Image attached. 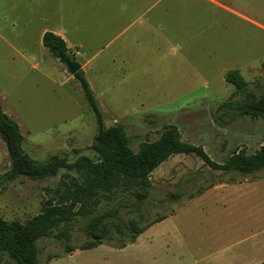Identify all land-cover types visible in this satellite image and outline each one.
<instances>
[{
  "label": "rangeland",
  "instance_id": "rangeland-1",
  "mask_svg": "<svg viewBox=\"0 0 264 264\" xmlns=\"http://www.w3.org/2000/svg\"><path fill=\"white\" fill-rule=\"evenodd\" d=\"M217 1L227 8L194 1L185 11V23L163 35L154 32L152 62L86 69L104 125L121 124L133 149L142 140L156 139L165 124L175 125L182 140L202 146L217 162L232 151L251 153L264 144L263 118L244 116L218 124L211 115L234 90L224 79L228 70L237 69L251 90L264 93V0ZM1 34L14 47L0 39V104L19 125L24 150L37 161L53 153L70 161L80 154L97 159L90 147L97 131L95 114L79 81L71 78L63 83L57 59L47 49L27 61L14 52L23 43L5 31ZM34 62L39 69L32 67ZM62 69L68 76L64 63ZM8 165L0 137V174ZM70 176L78 173L62 168L41 180L1 181L0 216L26 222L42 210L60 180ZM230 177L234 181H218ZM149 181L147 197L137 195L140 210L124 196L127 205L119 216L141 218L140 224L165 217L134 242L119 247L114 233L97 246L65 252L62 239L43 236L37 240L40 263L259 264L264 260V169L247 176L221 173L193 153H176L149 174ZM211 182V187L197 192ZM97 205L101 211L116 204L102 200ZM81 226V221L72 226L73 245L86 240ZM0 264L13 263L4 258Z\"/></svg>",
  "mask_w": 264,
  "mask_h": 264
},
{
  "label": "trees",
  "instance_id": "trees-1",
  "mask_svg": "<svg viewBox=\"0 0 264 264\" xmlns=\"http://www.w3.org/2000/svg\"><path fill=\"white\" fill-rule=\"evenodd\" d=\"M42 43L61 62L74 60L65 40L58 34L45 31ZM74 76L95 114L97 131L90 147L97 154V159L80 154L70 161L59 153L49 155L45 161L33 159L23 148L24 138L19 125L0 104V137L9 157L7 169L0 174V183L19 177L41 180L56 175L62 168L78 173V176H70L68 181L60 180V186L54 189L53 196L42 210L26 222L5 220L0 216V260L7 258L13 264H41L37 240L49 235L63 240L65 252H71L76 247L86 249L97 246L104 240H110L114 233L119 236V247L134 242L142 231L165 215L145 224H140L142 219L136 217L124 220L119 216L120 209L127 205L128 198L124 196H129L136 209L140 210L137 195L147 197L151 185L149 174L172 154L193 153L205 165L221 173L247 176L264 169V144L251 153L243 149L232 151L224 161L217 162L202 146L182 140L173 124L163 125L156 139L142 140L133 149L121 124L104 125L102 112L84 72L79 69ZM224 79L234 86V90L211 110L213 120L218 124H227L244 116L264 119V93L257 94L251 90L237 69L228 70ZM224 180L234 181L233 177L218 179L219 182ZM213 184L202 186L197 192ZM194 195L192 193L190 197ZM102 200L116 205L97 211V204ZM79 221L82 222L81 230L86 240L73 245L70 243L72 226ZM55 256L57 254L49 255L48 260ZM259 264H264V260Z\"/></svg>",
  "mask_w": 264,
  "mask_h": 264
},
{
  "label": "crops",
  "instance_id": "crops-1",
  "mask_svg": "<svg viewBox=\"0 0 264 264\" xmlns=\"http://www.w3.org/2000/svg\"><path fill=\"white\" fill-rule=\"evenodd\" d=\"M0 1L1 6L4 5L0 8L3 43L14 47L1 34L5 31L23 43V47L14 52L32 61L45 54L47 48L42 43V35L52 31L65 40L69 54L80 63L85 77L87 68L97 66L103 71L105 67L101 64H123L125 67L129 62H152L154 32L163 35L169 28L185 23V11L194 1L198 4L208 1L227 8L217 0ZM157 45L160 48L159 43ZM56 59L54 63L63 83L76 79L74 74L66 76L63 62ZM32 67L39 69V64L34 62ZM120 71L126 72L123 68Z\"/></svg>",
  "mask_w": 264,
  "mask_h": 264
},
{
  "label": "water",
  "instance_id": "water-1",
  "mask_svg": "<svg viewBox=\"0 0 264 264\" xmlns=\"http://www.w3.org/2000/svg\"><path fill=\"white\" fill-rule=\"evenodd\" d=\"M65 65L68 73L71 75H73L77 70L80 69V63L76 60H68Z\"/></svg>",
  "mask_w": 264,
  "mask_h": 264
}]
</instances>
